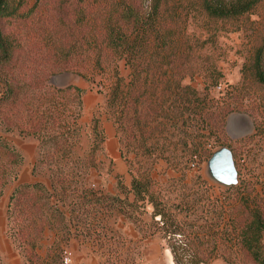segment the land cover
Masks as SVG:
<instances>
[{
    "label": "rangeland",
    "instance_id": "rangeland-1",
    "mask_svg": "<svg viewBox=\"0 0 264 264\" xmlns=\"http://www.w3.org/2000/svg\"><path fill=\"white\" fill-rule=\"evenodd\" d=\"M117 1L29 0L19 18L3 20L21 62L4 67L16 103L0 102V141L14 154L0 153V264H64V250L67 264H175L171 245L184 264H255L237 236L245 214L235 191L211 175L207 161L220 147L229 149L236 170L232 186H246L249 205L264 207V84L252 68L255 52L264 62V0L229 19L205 16L198 0H168L163 14L176 17L174 32L186 55L179 64L181 83L194 89L192 105L202 109L184 112L185 125L182 119L173 125L167 108V116L153 122H164L165 130L149 134L146 121L154 111L144 104L124 114L123 144L105 107L110 70L57 72L41 84L36 79L62 60L86 66L100 55L113 59L96 43L109 15L116 17ZM117 64L127 79L128 67ZM47 135L60 136L58 145L42 143ZM46 154L64 164L57 177L69 181L64 190H49L48 201L59 211L49 203L40 212L29 204L14 207L9 197L16 186H49L58 165ZM82 173V181L76 179ZM146 173L149 190L178 233L151 216V203H132V176Z\"/></svg>",
    "mask_w": 264,
    "mask_h": 264
},
{
    "label": "trees",
    "instance_id": "trees-1",
    "mask_svg": "<svg viewBox=\"0 0 264 264\" xmlns=\"http://www.w3.org/2000/svg\"><path fill=\"white\" fill-rule=\"evenodd\" d=\"M261 1L198 0V3L205 16L215 19H229L244 15ZM117 3L116 17L113 18L109 15L108 21L104 24L101 41L96 43L98 51L111 52L113 59H105L100 55L94 59H89L86 66L80 64L76 66L77 62L75 64L72 59L62 60L55 63L54 66L51 65V71L36 77V79H39L41 84L48 79L49 75L57 72L77 71L78 75L86 76L87 69L101 72L110 70L112 78L107 84L105 107L108 116L115 125L116 136L123 144L124 138H121L119 131L122 130L124 133L125 113L130 111L135 113L138 107L144 106V104L153 106V117L151 115V120L146 121L151 131L149 134H151L156 127L161 131L165 130L163 128L164 122L157 121L155 126L153 122L158 116H167V108L173 114L170 116L171 119H175L173 125H177L178 119H182V123L185 125L187 117L184 116V112L193 113L202 109V106L198 102L196 105H192L194 100L189 96H195V91L190 86L181 83L183 73L179 64L184 62L186 55L181 48V42L178 41L179 33L174 32L176 17H170L169 20H166L163 14L168 0H149L148 3H143L141 0H119ZM28 5L29 0H0V102L4 104L8 102V104L13 105L17 100L16 94L12 92L14 90L12 84L5 80L7 74L4 67L18 66L21 61L13 55L8 37L3 30V20L9 17L19 18L24 13L20 10L28 7ZM119 60H122L129 69L127 79L119 74L117 64ZM252 68L256 81L264 84V62L261 52L254 53ZM2 75L4 76L1 78ZM167 102L169 103L165 108L164 104ZM77 104L79 106L80 101ZM93 122L95 132V121ZM151 125L153 126L151 127ZM59 139L60 136L47 135V139L41 142L51 141L54 142L53 145H58L55 142H58ZM94 140L96 138L92 141ZM58 147L60 148L57 146L56 150L59 149ZM0 153L14 155L12 148L2 141H0ZM120 153L124 155L121 148ZM46 155L50 162L54 161L58 165L49 174V186L39 181L16 186L9 197V202L11 201L14 207L29 204L30 208L33 206L36 211L40 212L41 206L49 203L50 206L56 208V211H59L54 201H48L49 190H54L58 186L64 190L65 187L62 185L68 184L69 181L67 176L57 177V174L60 173V165L63 167L64 164H60L58 160H53V155ZM65 164L67 163L65 162ZM55 176L57 178H54ZM75 176L80 181L84 178L83 173ZM151 180L149 173L139 177L132 176L130 182V190L133 193L132 203H137L139 200L151 203V216H158L163 225L173 226V229H177L171 214L159 207L160 202L149 190L148 184H151ZM3 183L4 180L0 181V191ZM230 187L235 191V200L236 203H239L240 211L245 214L237 233L240 245L252 262L264 264V207L255 204L253 207L249 205V196L252 191H249L241 183L235 186L230 185ZM261 188L262 194H264V184ZM259 194L257 192L254 196H259ZM38 200H43V202L37 207ZM32 222L35 221L32 220ZM176 229L172 233H178L179 230ZM37 230L41 231L40 226H37ZM167 231L164 229L165 235ZM169 248L173 262L184 264L175 247L171 245ZM194 263L199 264L197 261Z\"/></svg>",
    "mask_w": 264,
    "mask_h": 264
},
{
    "label": "water",
    "instance_id": "water-1",
    "mask_svg": "<svg viewBox=\"0 0 264 264\" xmlns=\"http://www.w3.org/2000/svg\"><path fill=\"white\" fill-rule=\"evenodd\" d=\"M211 175L226 185L236 183V170L231 152L226 147H220L213 151L207 161Z\"/></svg>",
    "mask_w": 264,
    "mask_h": 264
},
{
    "label": "built area",
    "instance_id": "built-area-1",
    "mask_svg": "<svg viewBox=\"0 0 264 264\" xmlns=\"http://www.w3.org/2000/svg\"><path fill=\"white\" fill-rule=\"evenodd\" d=\"M217 87H219V85H217ZM62 261H63L64 264H67V262L69 261V258L66 255V251L65 250L63 251V254H62Z\"/></svg>",
    "mask_w": 264,
    "mask_h": 264
}]
</instances>
